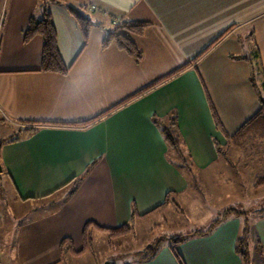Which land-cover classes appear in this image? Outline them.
Segmentation results:
<instances>
[{
	"label": "crops",
	"instance_id": "1",
	"mask_svg": "<svg viewBox=\"0 0 264 264\" xmlns=\"http://www.w3.org/2000/svg\"><path fill=\"white\" fill-rule=\"evenodd\" d=\"M57 1L63 9L89 7L104 24L92 27L85 47L78 24L73 29L65 20L56 22L50 11L60 54L71 67L67 75L41 72V37L24 42L30 20L43 17L40 0H12L5 19L0 14V123L36 129L19 142H1L0 211L6 202L59 208L20 227L12 245L0 215L1 264H61L67 255L61 253L62 242L70 239L81 251L87 223L116 229L130 223L133 209L142 217L162 206L168 193L178 198L188 192L190 182L168 163L166 142L153 118L177 115L195 166L203 172L220 160L215 144L226 145L210 105L228 135L261 109L250 64L232 58L256 46L264 73V0ZM108 16L117 24H151L143 35L131 36L140 60L115 44L103 48L113 27ZM7 128L9 134L16 131ZM231 219L211 236L181 245L184 264H242L235 253L240 221ZM97 236L104 234L92 231L93 242ZM139 264L178 262L165 246L154 261Z\"/></svg>",
	"mask_w": 264,
	"mask_h": 264
},
{
	"label": "rangeland",
	"instance_id": "2",
	"mask_svg": "<svg viewBox=\"0 0 264 264\" xmlns=\"http://www.w3.org/2000/svg\"><path fill=\"white\" fill-rule=\"evenodd\" d=\"M11 2L12 0H0V14L3 19L9 14ZM39 7V13L45 8L52 11L56 22L65 20L64 23L69 27L73 25V29L77 24L67 9L64 10L51 0H40ZM40 16L38 14L36 18L39 20L42 18ZM262 79L259 78L258 81L259 89L262 87ZM8 125L15 127L12 128L14 131L16 129L15 132L10 130L12 135L8 133ZM19 130L21 128H17L16 123L8 122L7 126L0 123V144L18 137ZM221 147L225 157H220L207 171H199V174H196L197 179L191 178L192 186L196 187L188 189V192L175 199L178 206L170 205L148 218L138 219L139 223L134 225L128 236L114 240H110L106 235L97 236L87 256L74 257L67 254L61 264H105L120 259L130 261L131 256L156 242L163 247L169 246L170 239L189 237L197 231H207L215 221L219 220V226L223 225L226 222L222 220L223 212L229 208L247 213L251 231L249 251L252 264H261L264 260V187L256 188L255 183L264 172V147L256 143L239 150L229 145L227 140L226 145ZM2 195L0 190V196ZM44 205L30 203L20 208L18 205L5 203L0 211L4 223L2 231L11 235L8 236L11 245L20 227L38 223L59 213L58 207L48 208ZM26 211L28 212L20 217V214ZM231 218L236 219L234 216L229 219ZM259 241L263 246L262 256L257 251Z\"/></svg>",
	"mask_w": 264,
	"mask_h": 264
},
{
	"label": "trees",
	"instance_id": "3",
	"mask_svg": "<svg viewBox=\"0 0 264 264\" xmlns=\"http://www.w3.org/2000/svg\"><path fill=\"white\" fill-rule=\"evenodd\" d=\"M54 3H59L57 0H51ZM65 8L68 12L75 18L80 31L83 36L84 46L86 47L90 38V30L92 27H101L104 26L103 23L96 20L95 15L96 11H91L89 7H81V8H73L69 5H66ZM109 19L112 20V28L108 31L107 38L103 43V48H107L111 44H115L120 50L126 52L130 57L135 58L136 60H140L142 58V52L136 46L135 42L132 40L131 36H141L144 34L145 30L149 28L151 25L148 22H121L114 23L113 18L108 16ZM41 37L43 39V48H42V67L41 72L44 73H53L59 75H67L70 71L71 67L65 65L64 60L60 54V50L58 48V35L55 24L52 19V14L49 10L45 8L43 11V17L41 19L32 18L28 24L27 29L24 31V42L30 43L35 37ZM225 36V35H224ZM221 40V39H220ZM212 47L207 49L204 53L200 54L195 58V62H198ZM232 59H241L246 60L251 66V83L256 89L259 100L261 104L260 111L254 115L249 121H247L234 135H228L224 131L220 120L213 108L211 107V112L214 118V122L219 131H221L228 142L229 145L235 147L239 150H244L247 146H254L256 143H260L264 147V73L263 66L260 58L259 51L257 47L252 50L250 54L241 57H233ZM187 67L181 69L180 71L170 75L166 79L150 86L149 88L141 91L136 95L135 98L141 96L156 86L162 84L166 80H169L175 76H177L180 72L185 70ZM259 78L263 80L262 87L259 89L258 81ZM133 98V99H135ZM132 99V100H133ZM105 116V115H104ZM102 116L95 119L96 121L102 118ZM94 120V121H95ZM92 122H88L83 124V126H88L92 124ZM153 123L160 129L164 141L166 142V146L168 149L167 152V161L175 167L179 172H182L190 182V188H194L196 186H192L191 178H196V174H199V170L195 166L191 153L189 152L185 141L182 137L178 126V118L175 113L171 114L169 117L165 119H157L153 118ZM25 125H31L32 123H22ZM36 129L28 128L19 130V137H14L8 143H16L19 142L21 138H29L34 135ZM3 144H0V164L2 165L1 160V148ZM216 151L219 157L224 156V152L222 151V147L216 143L215 144ZM225 157V156H224ZM89 173V170L86 174ZM85 176H82L78 179H75L73 182V190L70 193L72 195L80 184L83 182ZM197 179V178H196ZM197 183V182H196ZM256 188L264 187V172L256 179L255 183ZM177 194L168 193L166 196V200L164 204L150 213L144 216H138L135 209L132 211L131 220L128 225H124L122 227L116 229H108L98 226L95 223H87L83 229V242L84 247L81 251H76L72 240L65 239L61 244V253L70 254L74 257H80L85 255L89 249L93 247V237L92 231L99 232L101 234L106 235L110 240L118 239L121 237H125L130 235L132 232L134 225L138 219L148 218L149 216L157 213L158 211L165 209L170 205H177L175 199L177 198ZM222 220L226 221L230 217H236L240 221V232L239 236L235 243V253L241 260L242 264H252L251 254L249 251V241H250V224L247 213L239 212L234 208H229L225 210ZM220 221H215L207 231H197L191 233L189 237H181L177 239H170L169 242V250L174 256L175 260L178 264H184L183 259L179 253V248L181 245L185 244L191 239L196 238H206L211 236L214 231L219 226ZM163 246H161L158 242L153 245H149L144 251L138 253L137 255L131 256L130 261L120 259L115 261H110L112 264H139L143 262H151L154 261L161 252ZM263 247L261 242H258L257 251L260 256L262 253ZM109 261V260H108ZM261 264H264V261H261Z\"/></svg>",
	"mask_w": 264,
	"mask_h": 264
},
{
	"label": "water",
	"instance_id": "4",
	"mask_svg": "<svg viewBox=\"0 0 264 264\" xmlns=\"http://www.w3.org/2000/svg\"><path fill=\"white\" fill-rule=\"evenodd\" d=\"M2 173V166H1V164H0V174ZM105 264H112L111 262H107V263H105Z\"/></svg>",
	"mask_w": 264,
	"mask_h": 264
},
{
	"label": "built area",
	"instance_id": "5",
	"mask_svg": "<svg viewBox=\"0 0 264 264\" xmlns=\"http://www.w3.org/2000/svg\"><path fill=\"white\" fill-rule=\"evenodd\" d=\"M0 264H1V261H0Z\"/></svg>",
	"mask_w": 264,
	"mask_h": 264
}]
</instances>
